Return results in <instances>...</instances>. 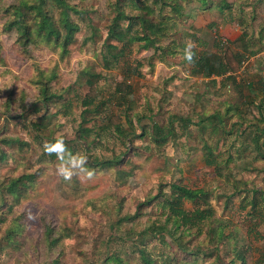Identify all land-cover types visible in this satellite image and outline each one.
<instances>
[{"label":"rangeland","instance_id":"1","mask_svg":"<svg viewBox=\"0 0 264 264\" xmlns=\"http://www.w3.org/2000/svg\"><path fill=\"white\" fill-rule=\"evenodd\" d=\"M15 1L1 0L2 9ZM62 1L75 28L64 48L43 41L23 47L16 41L17 30L0 26V138L13 140L4 147L7 159L0 164V179L21 169L32 185L25 187L27 198L19 205L7 195L4 203L0 200V236L7 224L20 225L12 234L14 245L0 246L9 252L0 264H89L113 242L126 264H143L138 248L150 264H226L231 245L224 237L216 241L219 228L246 248V264L258 260L264 252V221H253L258 216L246 213L253 198L264 203V111L261 120L256 112L247 118L237 101L252 95L257 102L259 90L264 92V0H174L177 12L169 4L158 8L153 0H131V7L123 9L128 21L144 16L162 22L164 34L152 38V47L129 38V50L109 67L101 56L104 43L111 42L107 26L120 0ZM45 5L59 25L60 6L48 0ZM144 5L153 8L145 12ZM5 18L0 13V25ZM133 28L128 36L143 32L138 25ZM188 41L195 42L196 57L221 58L228 46L240 51V58L246 56L230 74L234 82L192 72L193 63L183 58ZM94 74L100 76L95 103L83 107L79 100ZM248 81L255 92L247 91ZM119 82L127 88L120 94L115 88ZM44 83L45 94L55 97L46 106L32 104ZM19 91L22 102L4 110V95ZM111 114L119 117L120 131L106 122ZM250 121L262 130L254 144L244 145L239 132ZM82 128L88 131L80 137ZM57 137L74 154L88 157L92 179L73 177L69 183L56 175V157L44 154L43 144ZM171 184L204 192L213 216L200 223V233L192 228L159 239L148 231L160 212L157 190L166 194ZM178 205L188 209L194 203L179 200ZM126 216L133 217L118 221ZM42 224L71 234L55 251H47ZM141 230L143 242L135 240Z\"/></svg>","mask_w":264,"mask_h":264},{"label":"trees","instance_id":"2","mask_svg":"<svg viewBox=\"0 0 264 264\" xmlns=\"http://www.w3.org/2000/svg\"><path fill=\"white\" fill-rule=\"evenodd\" d=\"M45 1L46 0H33L32 2H29L28 0H16L15 3H13L14 5L2 9L3 6L0 0V13H3L6 16V18L0 25L2 30L9 31V29L11 28L17 30L16 41H18V43L23 47L28 42L36 44V42L43 41L46 42V44L53 43V45L55 46H61L62 48H64L66 44L72 41V32L73 30H75L74 25L66 19V11L64 10V8H68V5L65 4V2H63L62 0H48L52 1L54 4L56 3V7L60 6L58 10L60 15L59 25H54V22L51 21V16L46 10ZM160 1L153 0L152 4L158 3V8L161 7V4H169L172 7L171 10L175 12L179 10L177 4L173 3L174 0H168V2L167 0ZM170 2H172V4ZM131 5V0H120V3L116 4L115 7H113L114 12L110 17L106 32V37L110 39L111 42L104 43L105 50L102 51L101 56L102 64L104 67H109L111 65L113 66L118 62L119 58L124 56L126 50H129V38L133 39L136 42H141L142 47H144L145 45L147 47H152L155 45H153L152 38L154 36V38H160L164 34L165 28L162 25V22L155 21L151 23V21H147L146 17L144 16H132V18H130L131 21H128L129 16H126V13L123 11V9L124 7H131ZM72 8L74 7H70V9ZM152 8L153 7H149L148 5L143 6L145 12H150ZM156 13H158V11H156ZM120 20L125 22L123 26H121L119 22ZM135 25H138L139 30L143 32L140 35L136 33L132 36H128V32L134 30L133 27ZM239 52L240 51H236L232 47L228 46L225 47L224 52H222L221 58L213 55H210L209 59L208 57L201 55L195 57L192 72L199 73L201 77L204 78H210L214 75L219 76L222 80L226 79L227 77V79L231 78V81L234 82V77L230 74H234L238 70L240 64L239 60L242 56V54L240 56ZM200 53L202 54V52ZM131 71L136 70L135 68H133L131 69ZM136 74H138V72H136ZM99 78L100 76L98 74L89 75V79L86 80L88 89L85 93L82 94L79 100L81 106L86 107L95 103L97 93L96 85ZM46 82L47 79L45 80V83ZM45 83L43 85L40 84L38 92H36V96L33 97L32 104L38 103V105L46 106L49 102V99L51 97H55L53 92L45 94L47 88V86L45 87ZM246 87L249 93H253L256 91V88H254V85L251 81L246 82ZM115 88L118 94L123 93L125 89H127L124 82L116 83ZM259 91L262 95L258 97L259 101L257 102H253L252 95L251 97H247L248 95H246L245 99L240 98L237 101L240 110L243 112V115L247 116V118L252 119L256 115H253L252 112H256L258 117H260V120L262 119V112L264 111V92L262 89ZM22 92L23 91H19L17 93L7 92L4 95V100L1 102L2 108L5 110L9 107V105H13V103L17 100H19V103H21L23 95ZM32 111H38V107L32 108ZM18 114L13 113L12 117L18 116ZM106 122L108 123V125H114L116 130L120 131L118 126L120 119L118 116H116V114H111V116L107 117ZM256 129V122L250 121L245 126V128H242L240 130V140L244 145L255 143V140L258 137V133L262 130V128H258L257 130ZM87 131V128H82L81 134L79 136L82 137L83 135H86ZM141 133L142 131L140 132V134ZM155 136L156 135H153V137ZM12 141L13 140H5L0 138V164L6 163L7 151L6 149H4V147L7 146V143L12 144ZM22 141L24 142V139H22ZM22 141H14V143L16 145H22V143H20ZM49 157L53 158V156ZM91 165H93L92 167H94L95 164ZM28 176L30 175L26 174L24 170L21 171V169H19L10 171L8 174H6V176L1 177V202L4 203V197L6 195L10 197V200H12L10 203H12L13 205H19V202L21 200L26 199L27 194L25 195L23 191L25 190L26 186L32 187V185H30L31 182L28 179ZM157 197H161V199L157 201L160 212L158 216H156L155 219L152 220L151 224H149L148 231H150L151 233L155 231L157 233L156 237H158L159 239H162L165 234L170 236L175 231H178V233L183 231L184 233H188L192 228H194L193 231L195 232V234H198L200 233V223L204 220L210 219L213 216L212 207L207 204L204 197V192H202V190H199V188L191 189L189 187L186 188L183 185L171 184L166 194L162 190L158 189ZM196 199H199L200 202H198ZM179 200H190L194 203V205L192 208L185 209L182 206L178 205ZM9 205L7 206L8 209L11 208V206ZM246 214L253 219L256 218H254V216H258L253 221L263 222L264 203H260V201H257L255 198H253L251 200L250 210H248ZM132 217H122L118 221H126ZM2 219L3 218L1 216L0 223ZM15 224L16 223H12L4 226L3 234L0 236L1 247H3L4 242L5 245H14L12 234H16L20 229V225L17 226ZM70 234L71 232H68L67 229L66 231L62 232V228L53 229V227L46 224L41 225L42 242L45 244L46 250H49L50 252L55 251L56 246H58L62 238L68 237ZM143 234L144 232L142 233L141 230L135 240L143 242V240L140 239V236H142ZM230 234L231 233L222 234L219 228L215 237L216 241H218L219 238L224 237L226 238V241L231 245L227 250L230 253L231 257L229 261L226 262V264H246V255L249 256V254H247L248 252H246V248L243 249L240 245H238L235 239L230 236ZM9 248L10 250H14L13 247ZM239 248H241L243 252L237 251ZM116 251V246L113 242V245L109 250H104L102 255L97 256V258L95 259L96 261L89 262V264H126L127 261L123 259ZM137 251L138 258L143 262V264H150V262H152L148 258H145L143 248H138ZM6 253L9 254V252H6L5 248L4 250L0 249V258ZM250 264H264V252L260 254L258 260H255L252 263L250 261Z\"/></svg>","mask_w":264,"mask_h":264},{"label":"clouds","instance_id":"3","mask_svg":"<svg viewBox=\"0 0 264 264\" xmlns=\"http://www.w3.org/2000/svg\"><path fill=\"white\" fill-rule=\"evenodd\" d=\"M196 44L188 41L183 49V58L188 63H194ZM43 152L48 156H55L57 160L56 175L65 182H71L73 177L81 180H90L94 176V170L87 166L88 157L84 154H74L63 137H57L52 142L43 144ZM31 218V217H29Z\"/></svg>","mask_w":264,"mask_h":264},{"label":"built area","instance_id":"4","mask_svg":"<svg viewBox=\"0 0 264 264\" xmlns=\"http://www.w3.org/2000/svg\"><path fill=\"white\" fill-rule=\"evenodd\" d=\"M246 59V56L242 57L240 60H239V63L242 64V62Z\"/></svg>","mask_w":264,"mask_h":264}]
</instances>
